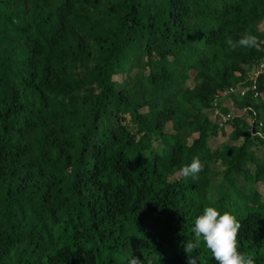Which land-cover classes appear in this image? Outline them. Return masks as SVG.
<instances>
[{
    "label": "trees",
    "instance_id": "trees-1",
    "mask_svg": "<svg viewBox=\"0 0 264 264\" xmlns=\"http://www.w3.org/2000/svg\"><path fill=\"white\" fill-rule=\"evenodd\" d=\"M263 62L264 0H0V264H216L207 206L264 264Z\"/></svg>",
    "mask_w": 264,
    "mask_h": 264
},
{
    "label": "clouds",
    "instance_id": "clouds-1",
    "mask_svg": "<svg viewBox=\"0 0 264 264\" xmlns=\"http://www.w3.org/2000/svg\"><path fill=\"white\" fill-rule=\"evenodd\" d=\"M231 47H253L256 44V37L250 34H243L241 38L233 43L231 39L227 41ZM204 164L198 157H193L191 162L181 168L185 177L196 180L197 175L202 171ZM240 223L229 211L220 212L213 206L204 207L201 214L194 220L192 232L194 237L202 241L211 252L216 264H256V260L238 250L237 234ZM185 251L191 252L194 244L187 241L184 245ZM130 264H138L133 258ZM190 264H193L190 259Z\"/></svg>",
    "mask_w": 264,
    "mask_h": 264
},
{
    "label": "built area",
    "instance_id": "built-area-1",
    "mask_svg": "<svg viewBox=\"0 0 264 264\" xmlns=\"http://www.w3.org/2000/svg\"><path fill=\"white\" fill-rule=\"evenodd\" d=\"M264 74V62L260 64V66L258 67V69L253 73V75L250 77L249 81L252 83L249 86L246 87H241L239 89V94L241 96H244L245 93H247L248 91H257V79L260 75ZM238 91L235 90H231V93H236ZM255 96H258V93L255 94Z\"/></svg>",
    "mask_w": 264,
    "mask_h": 264
},
{
    "label": "rangeland",
    "instance_id": "rangeland-1",
    "mask_svg": "<svg viewBox=\"0 0 264 264\" xmlns=\"http://www.w3.org/2000/svg\"><path fill=\"white\" fill-rule=\"evenodd\" d=\"M260 29H263L262 26H260ZM127 79V75H126V71L124 72H120L119 75L117 76V81L120 83V85L122 86ZM192 85V84H191ZM210 118L212 119V121L214 122H218V123H223L224 119L223 117H221L218 113H211L210 114ZM257 155L261 158L264 159V149H261L259 151H257ZM217 180L220 182L221 181V176H219L217 178Z\"/></svg>",
    "mask_w": 264,
    "mask_h": 264
}]
</instances>
